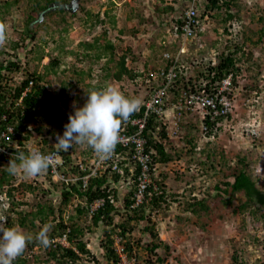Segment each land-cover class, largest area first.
I'll list each match as a JSON object with an SVG mask.
<instances>
[{
  "label": "rangeland",
  "instance_id": "1",
  "mask_svg": "<svg viewBox=\"0 0 264 264\" xmlns=\"http://www.w3.org/2000/svg\"><path fill=\"white\" fill-rule=\"evenodd\" d=\"M38 1L47 2L16 0L5 16L8 39L0 46V63L18 58L21 67L25 65V72L35 71L43 76L51 96H41L47 117L42 127L53 135V147L57 135L62 136L65 131L69 114L86 103L87 90H100L112 84L125 96L143 101L149 74L162 64L161 39L171 35L175 19L186 8L184 0H81L77 11L72 13L57 8L37 9L41 18L36 24L31 23L33 31L28 32V14L32 4L38 8L35 5ZM220 4L218 9H209L206 0L200 1L203 33L189 43L186 61L194 66L192 74L197 76L209 60L219 62L223 53L235 54L240 70L233 93V112L211 136L202 132L195 118L187 117L180 123L179 133L166 144L171 160L160 168L166 198L158 205L148 206L142 221L126 211L125 201L130 191L119 185L115 198L121 213L115 216L112 226L118 228L122 222L129 228L132 226L127 238L133 247V257L123 256L128 264H150V260L156 259L157 255L148 249L153 241L149 228L158 233V239L154 240L163 241L156 250L165 257L163 264H264V210L255 213L249 207L237 211L244 195L236 193L228 201L229 194L224 193L223 184L230 174L246 165L247 172L264 189V0H231L230 7L222 0ZM97 14L104 23L97 22ZM104 32L107 40L116 46L113 59L110 53L96 58V52L86 47L85 43L94 42ZM16 41L18 48L14 47ZM45 55L56 59L57 66L44 64ZM122 55H126L136 79L114 80L113 73L118 70ZM16 76L19 78L20 74ZM16 76L9 75L7 84L15 83ZM62 86L66 88L65 94L61 92ZM85 146L74 144L69 149L75 162L88 157L78 151ZM15 178L17 185L30 177L20 173ZM50 183L47 175H38L39 187L20 193L23 196L19 200L24 204L17 210L30 213L37 210L38 203L52 204L54 215L50 214L46 222L38 218L35 226L23 227L16 221L14 211L4 212L0 208V216L7 218L4 226H18L35 238L45 225L50 229L59 221L61 213L65 223L74 220L85 225L86 219L76 210L77 196L64 204L62 183L57 186ZM200 201L208 207L201 208ZM112 226L100 223L85 234L90 254L76 264H108L102 243L106 239L105 230ZM112 237L118 250L125 247L126 239L115 232ZM33 241L27 243L26 251L21 254L29 259L25 264H67L62 257L48 260L43 245L30 249Z\"/></svg>",
  "mask_w": 264,
  "mask_h": 264
},
{
  "label": "trees",
  "instance_id": "2",
  "mask_svg": "<svg viewBox=\"0 0 264 264\" xmlns=\"http://www.w3.org/2000/svg\"><path fill=\"white\" fill-rule=\"evenodd\" d=\"M47 2L45 4H41V2H37L35 5L38 6V8L34 7L32 4V10L28 14V21H27V29L29 30L28 24L30 22L34 21L39 15H37V9L40 10H46L51 6V3L58 2L59 0H46ZM221 0H206V7L209 9H215L220 8L222 4H220ZM223 3L230 7V1L231 0H222ZM16 3V0H0V23L4 24V19L7 14L10 12V8L13 7V5ZM170 10H173L172 6H169ZM100 15L97 14V22L104 23V19H101ZM185 21V18H178L175 19L176 25H180V27L183 25ZM113 24L116 23L114 19L111 21ZM178 28V32H181V28ZM107 32H104L102 36L96 37L94 42H87L86 47L88 49H92L96 52V58H100L102 53H110L112 55V59L114 57V51H115V45L110 41L107 40L106 34ZM100 50L102 52H100ZM235 54L233 52H229L228 54H222L219 57V62L216 63L215 66H206L203 67V69H200L199 74L196 76V78L190 77V83L185 81L187 78L186 75L181 76L183 78V85L179 84V81H177V85L179 86V89L185 88L187 90L195 89L196 85L200 86V83L195 80H201L208 82V85H211L213 82H216V80H220L224 77H226L228 74L233 73L234 76V82L236 84V77L238 75V71L240 68L236 64V58L234 56ZM58 62L56 59L52 60L49 65H56ZM5 65L0 63V132L5 130L6 125L11 124L14 125L16 130L13 135V141L17 140V148L10 146V150L12 152H16V150L24 151V145L22 132L25 133L28 124L32 123L33 128L37 129L38 131L41 130L40 120L43 118H47L45 116V112L43 108L41 107L43 101H41V96L44 94L45 96H51L50 91L48 90L47 86H43L41 84H35L34 88L30 92H28L22 99L20 103H18V99L20 98L22 91L25 89V87L29 83V79H25L22 84L18 87H16V92L14 95H8L6 93L7 89H10V85H6L3 80L7 78L5 74H3L2 69H4ZM17 68H19L18 64L15 62H10L9 65L6 67L10 69L11 71ZM118 70L113 73V78L119 81L124 80L125 78L129 79H136V73L132 70V68H129L127 65V58L126 55H122L120 60L117 64ZM53 69V66L51 67ZM210 72V74L206 73ZM211 73L215 74L212 75ZM35 75V74H34ZM36 80L42 79V77H36ZM189 85L191 86L190 89ZM66 88L65 86H62L61 92L65 94ZM178 91V90H176ZM133 115L136 114V111L132 113ZM4 115H6V119H4ZM231 116V115H230ZM229 116V118H230ZM191 118H195V121L200 123L201 126V119L199 114H194ZM194 121V120H193ZM215 121H207L208 124V131L206 134L208 136H211L215 129ZM149 127H153V121H150ZM161 138L167 137L166 130L162 129L160 132ZM24 139L27 140L29 137V133H25ZM2 143H5V138H2ZM149 144L153 147H155L158 151L159 157L157 158L159 161L167 162L171 159L170 153L165 151V148L162 143L157 141L154 138L149 139ZM6 146V145H5ZM64 152V153H63ZM61 153L64 156V159L66 161V164L69 166L68 171L71 174H77L78 167L77 165L73 164L74 159L72 161V158L69 154V152L62 151ZM15 155L9 154L7 151L0 153V194L2 192H6V195L8 197L9 201V209L11 211H14L17 214L18 219L16 220L20 226L27 227L29 224L36 225L35 221L36 219L40 218L41 221L46 222L48 220V217L50 214H55L56 210L52 204H47V206H44L40 203H38L37 210H33L30 213L25 212L24 210H17V208L24 204L22 203L19 198L23 195H21L24 192L29 191H35L36 188L39 186L37 183V176L36 177H30L27 178V180L21 181L19 184L15 185L16 178L15 175L10 174L6 169L8 164L10 163L12 157ZM18 163V161H17ZM41 175H47L46 173ZM115 179H118L117 176H115ZM106 178H96L94 181L89 185L87 190H82L78 187L77 184L66 186L65 183H62V189L63 191L61 194L63 195L62 202L64 204H68L70 200L72 199V196L76 195L79 204H77L76 210L78 211V214L83 216L84 219H86V224H79L77 221L72 220V223L68 224L65 223L63 220L62 213L60 214V220L57 221L55 224H52L49 232V245L45 246L48 252V260H51L52 258H59L62 257V259L67 264H76L78 261L82 259L83 256H87L90 254V250L87 247L86 241L84 240L85 234L93 229V227H98L100 223H103L107 226H112L113 222L115 220V216L120 214L121 211L118 207L115 206L114 202L111 200L106 191V189L102 188L101 186L105 183ZM51 182L50 184H52ZM225 185L224 193L229 194V200L231 201L232 197L236 193H242L244 195V200L242 204H240L237 211H243L246 208L252 207L254 209V212L257 213L261 210H264V189L259 187L257 185L256 180L253 179V177L247 172L246 165L245 168H242L241 170L235 171L234 173L230 174L229 179L223 182ZM56 184L55 186H57ZM219 188V187H218ZM220 189V188H219ZM22 192V193H21ZM21 193V194H20ZM131 195L127 196V201L125 202V208L127 212H133L136 216L137 220H141L146 218V210L148 206L151 205H158L160 203V200L163 201L166 198V194L159 196V198H154L150 203L144 204L139 207H131V204L133 203V193L128 194ZM105 197V203L100 208H97L92 214H90V204L94 202L99 197ZM18 198V199H17ZM227 201V199H226ZM201 208H206L203 201H200ZM34 207V206H33ZM29 216L31 218H29ZM74 218V216H73ZM77 218V217H76ZM79 218V217H78ZM29 221V222H28ZM9 223H11L9 221ZM12 226V224H11ZM9 225V227H11ZM132 228V226H130ZM128 224L122 222V224L117 228L116 226H112L110 229L105 230V236L106 239L105 242L102 243V247L104 248V256L106 257L108 264H121L122 257L117 251V248L115 246V239L112 237L113 233L115 232L118 236L122 237V239L125 240V247L124 251L127 255V257L132 258L133 257V247L130 245V242L127 238V233L129 231ZM119 229V230H117ZM151 230V235L153 237V241L148 245V249L154 254L157 255L155 260H150V264H163L165 262V257H162L157 254L156 250L162 246L163 241H156L154 239H158V233L153 229L149 228ZM41 230V229H40ZM59 237H66L67 242L69 243V246L63 245L60 241H56L55 239H58ZM34 241L29 244L30 249H33L34 245L40 244L38 241L33 238ZM155 241V242H154ZM42 245V244H40ZM168 247V246H166ZM26 249L24 250V252ZM23 254V253H22ZM28 260L26 257H21L19 255L15 262L16 264H25L28 263Z\"/></svg>",
  "mask_w": 264,
  "mask_h": 264
},
{
  "label": "built area",
  "instance_id": "3",
  "mask_svg": "<svg viewBox=\"0 0 264 264\" xmlns=\"http://www.w3.org/2000/svg\"><path fill=\"white\" fill-rule=\"evenodd\" d=\"M197 16L196 7L190 6L181 26L182 34L187 38L194 37L201 30ZM178 35L179 33L176 32L175 37ZM182 50L180 48L176 54L165 52L164 66L150 73L148 81L153 84L136 110V114H131L128 120L122 121L120 129L122 139L116 145L110 158L100 160L93 151L88 157L74 161L73 164L77 165L78 170L77 174H71L60 151L55 156L58 161L56 166L54 168L50 166L45 173H50L54 179L66 185L77 184L82 190H87L94 179L106 178L101 187L106 189L108 197L116 207L118 205L115 194L119 193L117 192L119 185L122 188L126 187L130 192L133 191L131 207L148 204L154 198L163 195L165 191L161 186L163 184L161 163L157 159L159 154L157 149L149 144V139L154 138L160 141L159 134L164 125L169 137L176 136L180 131V122L194 114H199L201 129L206 135L208 120L216 122L215 129L217 130L224 121L228 120L234 109L232 75L216 80L211 85H208L206 81L195 80L200 83V86L196 85L195 89H192L190 85L188 88H191L190 90L179 89L177 81L181 80L179 84L183 85L181 76L186 75L185 81L190 83V76L184 70L188 65L182 59ZM170 111H172V118L168 120ZM151 120L153 127H149ZM14 132V125H8L6 130L0 132V153L7 151L9 154L16 155V152L10 150ZM2 138H5L6 144L2 143ZM37 149L45 155L57 152L56 148L43 150L39 147ZM23 152L27 154V151ZM115 176L118 179H115ZM104 203V196L97 198L90 204V214ZM117 251L122 257L121 264H128L124 261V255L125 259L128 258L124 248L117 249Z\"/></svg>",
  "mask_w": 264,
  "mask_h": 264
},
{
  "label": "clouds",
  "instance_id": "4",
  "mask_svg": "<svg viewBox=\"0 0 264 264\" xmlns=\"http://www.w3.org/2000/svg\"><path fill=\"white\" fill-rule=\"evenodd\" d=\"M80 1L81 0H79V3ZM184 1H185L184 3L186 4V8L184 9V12L182 13V15L178 18H185L186 11H188L190 6H195L197 9V14H198L197 18L199 20V24H200L199 26L201 27V30H199L194 37L187 38L185 35L182 34V30L181 32H178V30L176 29L177 27L179 28L180 25L177 26L176 24H174L173 29L171 30V35L168 36L167 38L165 37L161 39L162 64L158 67V69L163 67L165 64V61H164L165 52H172L173 54H176L180 50V48H182L183 49L182 59L188 65L187 68L184 70L190 77L196 78L195 73L192 74L193 72L192 69L194 66H192L189 62L186 61V55L189 49L191 48L189 43L193 41L194 39H197L198 36L201 33H203L202 22H201L199 10H198L200 1L202 0H184ZM53 3H51V6L48 9H46V11H50L53 8L52 7ZM57 10L64 12L63 9L60 10L57 8ZM65 10H66L65 12L69 11L72 13V11H77V8H73L72 10L71 9H65ZM40 18H41V15L38 16L36 19H34V21L30 22V24H28L29 26V30L27 29L28 32L33 31L31 28V23L36 24V20ZM176 32L179 33L177 37H175ZM7 39H8V36H7L6 25L3 23H0V46H4ZM14 45H15L14 46L15 48H18L19 42L16 41ZM24 46L26 47V45H23L21 47L25 49ZM42 58H43L42 62L44 64H47V63L50 64L51 61L54 60L52 58L50 59L48 55L42 56ZM10 62H15L16 64H18L19 68H17L16 70L14 67L13 71L6 68ZM1 63L5 65L4 69H2V72L7 77L9 75H11L12 77H15L16 75L20 74L19 78H17L16 76V80H15L16 82L10 84V89L6 90V93H8V95H14L16 92V87L20 86L25 79H29V83L25 87V89L22 91V94L20 98L18 99V103H20L23 97L28 92H30L32 88H34L35 84H41L43 86L44 85L47 86L46 82L43 81V76H40L39 72L38 73L35 71L25 72V69H24L25 65L23 64L24 66L21 67L18 61V58H12V60H7V62L3 61ZM23 63H26V62L24 61ZM216 63L217 62H214L213 60L212 62L209 60L206 63L207 65H205L204 67L206 68V66L208 65L215 66ZM206 73L210 74V72H206ZM34 74L36 75L37 78L42 77V79L36 80ZM211 74L215 76V74L213 73ZM229 75H232L233 93H234V88L236 86L234 82V76H233V73H230L226 77H228ZM149 78H150V74H149L148 79ZM148 79H147V83L149 87H148V90L145 96H147L148 91L150 90V86L151 84H153V82H149ZM114 80L119 81L116 79ZM3 82L6 85H8L6 79H4ZM87 91L89 93V96L87 98L86 103L82 107L76 108L74 111V114L72 113L69 114V122L65 125V131L62 136L57 135V143L55 144L54 147L52 146V143H51V140H53L52 142L54 143L53 135H50V133L49 134L46 133L47 130L45 131V128L42 127V124L44 123L45 120H47V118L45 120L44 118L40 120V124H39L41 125L40 131H38L37 129H34L32 123L28 124V128L25 132V133H29V137L27 140L24 139L23 135L25 133L22 132L23 142L25 143L23 147H24V151H27V154H25V152L23 151L16 150V155L12 157L6 169L10 174L17 175V174L23 173L26 177H36L38 175H41L45 173L50 166L53 168L56 166L58 161L56 160L55 156L61 150L69 152L72 158V161H73L74 159L73 154L72 152L69 151V149L72 148L74 144L86 145L81 150H78L80 154H84L86 156L91 155L93 151L99 157L100 160H105L112 156L116 145L119 142H121V139H122L120 136V129H121L122 121L128 120L131 114L139 108L142 102H140L136 98H129L125 96L118 87L112 84H108L103 89H100V90L93 89V90H87ZM45 111L46 109L44 107V112ZM168 114H169L168 120H170L172 118L171 117L172 111H170ZM4 117H5L4 119H6V115H4ZM183 120L180 123H182ZM168 124L167 126L170 125ZM8 125H11V124H8ZM8 125H6V127ZM6 127H5V130H6ZM165 128L166 126L164 125L162 129L166 130ZM179 129H180V126H179ZM173 137H169L167 134L166 138H161V135L159 134V138H160L159 142L162 144L165 143L163 144V146L165 148V151L168 153L169 151L166 146L167 140L172 139ZM34 142H38V144H35ZM15 145L18 146L17 140L14 141V144H12V147L17 148ZM39 147L43 150H49V149L56 148L57 152L45 155L39 149H37ZM64 156L65 154L63 155V157ZM169 161L167 162L159 161V162L161 163V165H163V164L168 163ZM46 174L51 180V182H53L52 184L54 186L56 184L64 183L62 181L54 179L50 173H46ZM71 185H75V184H71ZM66 186H70V185H66ZM131 193H133V191L129 192V194ZM128 196L131 197V195H128ZM9 206L10 204L8 201V197L6 195V192L4 191L0 194L1 211L7 212L9 210ZM6 222H7V218L0 216V233H2V235H0V264H13V261L24 252L27 246V243L33 240V237L31 235L25 234L24 231L18 226L5 227L4 225L6 224ZM48 232H49V227L45 225L36 234L35 240L38 241L43 246H48L50 243ZM55 240L60 241L65 246H68L66 245L68 244L66 237H59L58 239H55Z\"/></svg>",
  "mask_w": 264,
  "mask_h": 264
},
{
  "label": "flooded vegetation",
  "instance_id": "5",
  "mask_svg": "<svg viewBox=\"0 0 264 264\" xmlns=\"http://www.w3.org/2000/svg\"><path fill=\"white\" fill-rule=\"evenodd\" d=\"M72 0H59L58 2H55L52 4V7L55 8L57 7L60 10H64V12L66 11L65 9H71L73 8V5L71 3ZM65 8V9H64Z\"/></svg>",
  "mask_w": 264,
  "mask_h": 264
},
{
  "label": "water",
  "instance_id": "6",
  "mask_svg": "<svg viewBox=\"0 0 264 264\" xmlns=\"http://www.w3.org/2000/svg\"><path fill=\"white\" fill-rule=\"evenodd\" d=\"M71 3H72V5L74 6L73 8H78V7H79V0H72ZM73 8H71V10H72Z\"/></svg>",
  "mask_w": 264,
  "mask_h": 264
}]
</instances>
